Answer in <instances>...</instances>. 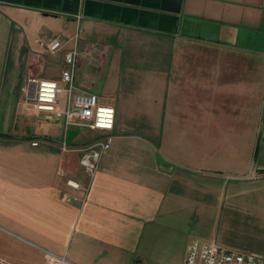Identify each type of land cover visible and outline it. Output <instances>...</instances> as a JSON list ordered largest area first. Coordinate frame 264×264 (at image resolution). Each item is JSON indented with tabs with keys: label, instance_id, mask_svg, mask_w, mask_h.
I'll use <instances>...</instances> for the list:
<instances>
[{
	"label": "crops",
	"instance_id": "crops-1",
	"mask_svg": "<svg viewBox=\"0 0 264 264\" xmlns=\"http://www.w3.org/2000/svg\"><path fill=\"white\" fill-rule=\"evenodd\" d=\"M73 48L72 95L115 110L93 177L79 149L106 133L26 83L62 85ZM192 239L264 257V0H0V257L183 264Z\"/></svg>",
	"mask_w": 264,
	"mask_h": 264
},
{
	"label": "built area",
	"instance_id": "built-area-1",
	"mask_svg": "<svg viewBox=\"0 0 264 264\" xmlns=\"http://www.w3.org/2000/svg\"><path fill=\"white\" fill-rule=\"evenodd\" d=\"M38 45L49 53H55L63 47L62 38L56 35L50 39L39 41ZM66 67L61 71V84L55 81L28 77L26 83L32 92V100L37 111H46L55 117L63 119L65 124L76 121L77 124L91 130L106 133L103 139L95 144L79 149V163L85 171L93 177L99 161L104 152L112 143L111 131L115 121V110L111 105L101 103L98 96L92 92H80L72 95L74 84V71L78 65V52L76 49L64 54ZM65 93L67 106L64 110L56 108L57 96ZM36 142L33 143L35 145ZM66 184L78 188L79 184L67 179ZM66 198V195L63 196ZM69 200L80 201L75 196H67ZM43 264H75L65 255H58L42 250ZM0 264H12L0 257ZM183 264H264V257L253 253H242L216 242L204 243L198 239L188 242L186 257Z\"/></svg>",
	"mask_w": 264,
	"mask_h": 264
},
{
	"label": "water",
	"instance_id": "water-1",
	"mask_svg": "<svg viewBox=\"0 0 264 264\" xmlns=\"http://www.w3.org/2000/svg\"><path fill=\"white\" fill-rule=\"evenodd\" d=\"M155 158H156V162H157V164L160 165V166H169V167H171V168L174 167L173 164L164 161V160H163L158 154L155 156Z\"/></svg>",
	"mask_w": 264,
	"mask_h": 264
},
{
	"label": "rangeland",
	"instance_id": "rangeland-1",
	"mask_svg": "<svg viewBox=\"0 0 264 264\" xmlns=\"http://www.w3.org/2000/svg\"><path fill=\"white\" fill-rule=\"evenodd\" d=\"M134 264H152L151 260L145 257L136 258Z\"/></svg>",
	"mask_w": 264,
	"mask_h": 264
}]
</instances>
